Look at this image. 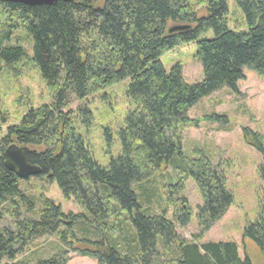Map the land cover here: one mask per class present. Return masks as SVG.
<instances>
[{"label":"trees","instance_id":"16d2710c","mask_svg":"<svg viewBox=\"0 0 264 264\" xmlns=\"http://www.w3.org/2000/svg\"><path fill=\"white\" fill-rule=\"evenodd\" d=\"M235 2L244 13L246 29L228 27L226 0H210L203 17L187 0H80L35 7L0 0V76L27 58L22 45L9 44L13 32L24 30L32 42L30 60L55 92L51 104L28 109L19 123L0 134V221L5 215L12 219L11 226L0 229V260H14L36 238L56 234L63 244L91 246L74 252L99 264H252L247 255L240 256L236 243L202 244L201 235L191 242L180 238L177 226L190 223V208L182 204L175 222L167 219L165 210L141 211L133 188L150 184L161 165L180 157L203 201L199 218L204 231L232 205L219 165L205 156L185 160L178 126H198L199 121L189 120L188 111L200 99L223 88L239 93L244 68L264 77V0ZM170 23L190 29L170 34ZM211 31L213 35L196 46L202 82L187 83L178 65L166 71L162 54ZM125 81L136 108L119 132L120 154L101 165L71 111H66V98L72 94L84 101ZM79 112L89 121L88 108ZM104 135L110 142L109 128ZM11 144L37 149H32L30 162L41 168L40 176L55 182L83 213L65 214L60 205L44 198L35 218L34 198L20 189V179L4 164ZM257 148L264 153L261 144ZM260 174L264 180V164ZM244 238L264 254V196L261 212L245 228ZM66 254L17 264H67Z\"/></svg>","mask_w":264,"mask_h":264},{"label":"rangeland","instance_id":"374dc122","mask_svg":"<svg viewBox=\"0 0 264 264\" xmlns=\"http://www.w3.org/2000/svg\"><path fill=\"white\" fill-rule=\"evenodd\" d=\"M226 1L228 27L231 30L246 29L241 8L235 0ZM209 2L210 0H187L198 17L208 15ZM3 20L6 21L2 18ZM174 26L178 25L170 23L168 30ZM212 35L211 31L197 40L179 42L170 51L162 54L160 61L166 71L169 72L178 65L187 83L202 82L204 74L202 65L195 56L196 46L198 40ZM9 44L22 45L27 51V58L14 69H4L0 76L2 135L8 126L19 123L28 109L49 105L55 99V92L41 78L38 69L30 60L33 53L32 42L26 31L13 32ZM127 85L128 81L111 85L84 101L78 100L72 94L66 98V111H71L76 128L85 136L88 146L101 165L108 164L112 157L120 154L119 132L125 126L129 111L136 108L127 95ZM237 86L239 93L223 88L200 99L189 109V120L199 121L198 126L191 122L180 123L178 126L185 160H197L205 156L223 171L226 186L233 195L232 205L225 215L208 230H203L204 224L199 218L203 201L194 179L187 171L184 159L180 157L174 158L169 164L161 165L151 177L150 184L142 187L133 184V188L138 195L137 201L141 211L150 209L153 213H160L165 210L167 219L175 222V212L182 204L190 208V223L184 227L177 226L180 238L191 242L195 240L196 235H201L199 242L202 244L236 243L242 258L247 255L252 264H264V254L253 241L244 238L245 228L255 222L261 212L264 196V180L260 174L264 153L257 148L259 144L264 148V77L246 67ZM80 108H88L89 121L79 112ZM106 127L111 130L110 142L104 135ZM19 187L34 198L37 219L39 211L43 208L44 198L60 205L65 214L83 213L80 205L75 203L73 198L67 199L58 185L46 176L20 179ZM11 220L10 216L5 215L0 221V229L11 226ZM83 248L91 249V246L78 243L63 244L56 234L45 235L33 240L14 260L3 259L0 264H17L22 261L35 263L65 250L68 251L67 264H99L93 257L74 252V249ZM166 258L165 256L163 260L166 261Z\"/></svg>","mask_w":264,"mask_h":264},{"label":"water","instance_id":"95a60500","mask_svg":"<svg viewBox=\"0 0 264 264\" xmlns=\"http://www.w3.org/2000/svg\"><path fill=\"white\" fill-rule=\"evenodd\" d=\"M14 2L25 4L30 7L41 5H53L56 2H78L80 0H13ZM190 29L188 25L174 26L169 30L170 34L183 33ZM32 149L28 146L17 144L9 145L4 152V164L8 171L13 173L18 179L28 180L31 177L40 176L42 173L38 165L30 162Z\"/></svg>","mask_w":264,"mask_h":264}]
</instances>
